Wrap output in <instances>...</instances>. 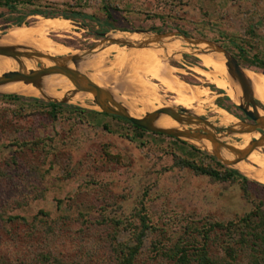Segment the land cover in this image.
Returning <instances> with one entry per match:
<instances>
[{
	"label": "rangeland",
	"instance_id": "374dc122",
	"mask_svg": "<svg viewBox=\"0 0 264 264\" xmlns=\"http://www.w3.org/2000/svg\"><path fill=\"white\" fill-rule=\"evenodd\" d=\"M15 1V11L0 4V38L11 28L44 20L33 15L39 10L71 27L69 33L39 37L42 45L62 47V58L73 55H63L68 49L84 55L100 44L101 34L181 39L179 49L164 55L166 62L179 80L209 94L207 102L195 104L197 115H187L219 128L226 127L218 124L220 111L239 121L244 113L221 90L220 72L201 62L203 46L216 53L212 43L244 69L264 75L253 62L264 61V0ZM77 12L95 20L75 18ZM128 68L104 73L115 100L128 111L144 118L159 110L160 102H174L171 93L148 78L158 86L159 99L150 97L154 109L147 111L141 85ZM202 71L215 75L222 86ZM72 96L65 95L67 102L51 114L49 100L0 91V264H264V237L258 239L264 229V184L186 139L140 130L104 114L94 99ZM255 101L264 111V104ZM181 108L175 111L187 117ZM227 137L232 144L240 141ZM253 153L264 160V147ZM187 161L219 174L238 169L249 183L235 176L218 181L185 166ZM244 164L258 168L249 159ZM245 222L260 223L258 234L244 230ZM227 225L230 231L223 229ZM226 246L236 250L234 260L226 256Z\"/></svg>",
	"mask_w": 264,
	"mask_h": 264
},
{
	"label": "bare ground",
	"instance_id": "6f19581e",
	"mask_svg": "<svg viewBox=\"0 0 264 264\" xmlns=\"http://www.w3.org/2000/svg\"><path fill=\"white\" fill-rule=\"evenodd\" d=\"M39 19V18H38ZM46 19V18H45ZM37 23L35 26L31 27H14L8 30L7 34L0 38V46H10L15 50L21 51L22 46L28 44L29 49L26 52L38 53L50 55L53 57L60 56L64 51L62 47L51 48V45H42L39 37H45L49 33H69L71 27L68 22H64L61 19H46ZM111 36V35H110ZM113 39L123 40L132 42L134 44H145L142 49H127L121 48L117 45L113 46H99L94 49L90 54L85 56L78 64L74 65L71 62L59 61V64L66 66L72 70H75L86 77H88L97 86L105 89L110 93H114L112 87H110L104 78V73L112 68H130L132 70L133 78H136L141 85V102L147 107V111H153V105L150 104L151 98L158 100V86L154 85L151 81L155 80L159 82L162 88L171 93L174 96V102L171 105H164L162 102L159 103L157 109L170 108L174 111L176 107L181 105L185 110L193 112L195 115L200 111V108L195 107L197 103L207 102L209 94L202 91L200 87H195L184 83L179 80L173 74L177 73V70L172 68L169 63L166 62V54H171V51L179 49L183 41L169 38L160 39L165 41V45L161 46L155 42L156 38L149 34L144 33H117L111 36ZM57 46V45H56ZM205 48L206 53L200 54L199 58L201 62L209 64L212 69L220 72L221 77L225 83V87L221 88L227 93L229 99L235 104L240 105L242 102V92L238 84L232 82L228 76V70L226 67V59L222 54L219 53H208L209 49ZM73 52V53H72ZM72 53L73 55H82L83 52L72 51L68 49L63 55H68ZM176 53V52H175ZM87 54V53H85ZM62 55V56H63ZM113 57L112 60L109 58ZM23 67L26 71L37 70L38 63H41L44 67H53V62L46 59L32 58V59H21ZM108 64L110 67H108ZM128 68V69H129ZM19 69L18 62L12 58L0 56V77L8 72H15ZM88 69L95 71V75H86ZM202 76L207 78L212 82H216L217 86L221 87L222 83L215 78V75L201 72ZM251 90L257 88L260 93L253 92V97L260 103L264 104V75L255 73L251 70H244ZM123 76V75H122ZM131 77V76H130ZM129 78V77H128ZM151 79V81L148 80ZM122 79V78H121ZM109 80V79H108ZM120 83V82H119ZM114 86V85H113ZM128 88V87H127ZM134 90V89H133ZM0 91L18 94L22 96H34L39 97L43 100L52 101H65V95H73L75 98L77 96L78 100L82 101L85 96L90 99H94L91 93L77 92L75 86L68 80L65 76L59 74H53L41 78L37 85L25 84L23 82H12L6 85L0 86ZM122 91V90H121ZM132 92V91H131ZM75 93V94H74ZM139 93V92H138ZM241 95V96H239ZM114 99H117L113 94ZM133 97V96H132ZM131 97V98H132ZM151 97V98H150ZM205 98V100L203 99ZM172 99V98H171ZM132 102V100L130 99ZM67 102V101H66ZM135 102V101H134ZM126 104V103H125ZM129 105V104H128ZM138 105V104H137ZM152 105V106H151ZM155 105V104H154ZM203 105V104H202ZM262 105V104H261ZM131 106V105H129ZM201 106V105H200ZM143 109V108H142ZM151 109V110H150ZM155 109V110H157ZM145 110V109H144ZM131 111V110H130ZM129 111V114L135 118H142L141 115L134 114ZM219 112V111H218ZM259 116L264 118V111L258 110ZM192 113V114H193ZM221 115L220 124L221 126L231 127L234 126L236 130H242L248 128L243 125L238 119L228 114L226 111H220ZM220 117V116H219ZM154 118V117H153ZM212 119V118H211ZM216 121V120H215ZM219 122V121H218ZM155 128L170 130L179 132L187 128V126L180 124V122L172 119L168 115H157L152 121ZM177 125H181L177 127ZM197 128L206 129L209 132L213 131L205 126H197ZM225 128V127H224ZM240 139L239 142H230L231 137L227 135L219 134L217 138L222 142H227L232 144L235 148L239 150H246L250 147L251 141L254 139H259L260 135L258 133H250L236 136ZM193 146L205 150L209 153H216V146L208 140H193L187 139ZM221 159L229 161L235 167L246 176L250 177L262 184H264V160H259L254 157L252 152L247 159H249L258 168L251 169L244 164V161L237 162L236 154H233L226 149L219 150L218 152Z\"/></svg>",
	"mask_w": 264,
	"mask_h": 264
},
{
	"label": "water",
	"instance_id": "95a60500",
	"mask_svg": "<svg viewBox=\"0 0 264 264\" xmlns=\"http://www.w3.org/2000/svg\"><path fill=\"white\" fill-rule=\"evenodd\" d=\"M135 33V32H133ZM142 33V32H141ZM176 36V35H174ZM156 38L155 42L160 43L163 40L160 39H166L167 35L162 36H154ZM102 41L99 45L93 47L92 49H89L87 51V54L84 55H72L69 58H62V57H53L50 55H44V54H36V53H30V52H21L18 50H15L14 48L10 46H0V56L9 57L18 62L19 69L15 72H8L3 74L0 77V86L6 85L12 82H23L25 84H33L34 86L37 85L38 81L46 76L53 75V74H59L62 76H65L72 84L75 86L77 92H84V93H91L94 96V103L96 106L100 108V110L104 114L116 116L123 118L125 120H128L130 123H132L134 126L143 129L147 132H152L155 134H162L165 136H169L172 138H179V139H193V140H208L211 141L217 148L216 153L214 152L215 156L219 158L225 165H232L231 162L225 161L221 159L218 152L220 149H226L227 151L236 154L237 162L245 161L247 157L257 149H260L264 147V118H261L259 116L258 110H260L256 105V99L253 97L252 90L250 83L244 74V68L239 65V63L236 61V59L232 58L227 52L222 50L220 47L208 43L211 49H214L216 53L222 54L224 58L226 59V67L228 70V73L231 77H233L242 92V98L247 102V104H244L243 100L240 105H237V107L244 113V115L251 120L254 124H248L244 121H240L243 125L249 127L244 128L242 130H236L234 126L231 127H217L215 124L209 122L206 119L200 118V117H194V116H188L187 114L190 113L188 110H181V113H185L187 115L184 116L182 114H179L178 112L174 111L170 108H161L155 112L147 113L146 117L142 118H135L129 114V111L120 103H118L115 99L112 93L106 91L105 89L97 86L94 82H92L88 77L85 75L72 70L66 66H62L59 64V61H66L71 62L74 65L78 64L85 56L90 54L94 49H96L99 46H113L117 45L121 48H127V49H142L144 48L145 44H134L132 42L113 39L108 34H101ZM183 40L186 42H189L188 39L183 36ZM22 58L25 59H32V58H39V59H46L53 62V67H44V66H37V70H31L26 71L23 67V63L21 61ZM75 94V93H74ZM50 102L54 103H64L65 101H52ZM49 102V103H50ZM168 115L172 119L180 122L182 125H190V126H205L213 131V133L209 132L206 129H187L185 128L182 131L175 132L170 130H164L155 128L152 124L153 119L157 115ZM154 117V118H153ZM184 119V120H183ZM258 133L260 135V138L254 139L251 141L250 147L246 150H239L232 146V144L222 142L217 138V135L223 134V135H229V136H238L243 134H250V133Z\"/></svg>",
	"mask_w": 264,
	"mask_h": 264
},
{
	"label": "trees",
	"instance_id": "16d2710c",
	"mask_svg": "<svg viewBox=\"0 0 264 264\" xmlns=\"http://www.w3.org/2000/svg\"><path fill=\"white\" fill-rule=\"evenodd\" d=\"M14 2H16V1L15 0H4V1H0V4L8 7L11 11H15L16 8L12 5V3H14ZM33 15H42L45 18H52V17H50V15L48 13L47 14H45V13L42 14L39 10H34L33 11ZM74 17L75 18H84V19L95 20L94 17L85 16V15H83L81 13H78V12L76 14H74ZM63 18L68 19V17H66V16H63ZM17 25L20 26L21 23H17ZM253 62L255 64H259L260 65V68H262L264 70V61L263 60L258 59V58H255L253 60ZM12 98L13 97H7L8 100H11ZM36 101H38V100H36ZM46 107L50 109L51 114H55V112L61 107V105L59 103L50 102V103H47L46 104ZM185 166L190 167L191 169H193L194 171H196V173L198 172V173H200L202 175L212 176L213 178H215L218 181L227 182V181L233 180V176H235L236 178H241V180L243 181V183L244 182H245V184L246 183H249V181L245 177L241 176V174L238 172L239 171L238 169H237L238 171L237 170H228V169H226V172L225 173L219 174L215 170H210L209 168H203V167L197 166V165L191 163L190 161H187L185 163ZM244 187L245 186H243V188ZM230 225L232 226V224H230ZM230 225L224 226L223 229H229V231H230L231 230L230 229L231 228ZM220 227H221V225H220ZM232 227L235 228L236 226H232ZM259 229H260V223H258V224H252V223L249 224L248 223V225L246 223V226L244 228V230H247L249 233H253V234H255V233L258 234V230ZM225 233L227 234V231ZM258 236H259L258 239H260L262 241L263 240V237H264V229H262V231H260V233L258 234ZM224 251H225L226 256H228L230 259H232V260L235 259V257H236L235 256L236 255V250L233 247H231V246H228L227 247L226 246V247H224ZM225 264H228V263L225 262Z\"/></svg>",
	"mask_w": 264,
	"mask_h": 264
},
{
	"label": "flooded vegetation",
	"instance_id": "af4514ba",
	"mask_svg": "<svg viewBox=\"0 0 264 264\" xmlns=\"http://www.w3.org/2000/svg\"><path fill=\"white\" fill-rule=\"evenodd\" d=\"M184 108H181V110H183ZM243 121L245 122H249L252 123L251 120L249 118H247L245 115H243ZM138 128V127H137ZM140 129V128H139ZM143 130V129H142Z\"/></svg>",
	"mask_w": 264,
	"mask_h": 264
}]
</instances>
